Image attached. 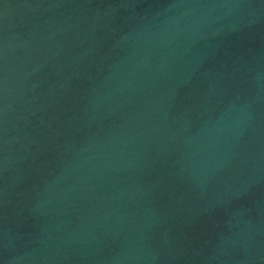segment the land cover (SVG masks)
<instances>
[{"label":"water","instance_id":"obj_1","mask_svg":"<svg viewBox=\"0 0 264 264\" xmlns=\"http://www.w3.org/2000/svg\"><path fill=\"white\" fill-rule=\"evenodd\" d=\"M0 264H264V0H0Z\"/></svg>","mask_w":264,"mask_h":264}]
</instances>
